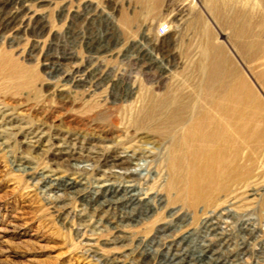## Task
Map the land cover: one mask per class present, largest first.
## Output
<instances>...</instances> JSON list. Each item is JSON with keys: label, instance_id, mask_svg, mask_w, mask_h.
<instances>
[{"label": "rangeland", "instance_id": "374dc122", "mask_svg": "<svg viewBox=\"0 0 264 264\" xmlns=\"http://www.w3.org/2000/svg\"><path fill=\"white\" fill-rule=\"evenodd\" d=\"M2 4L0 264H158V252L186 235L195 245L212 207L228 197L192 207L169 188V174L155 175L157 162L149 167L155 179L129 182V165L114 158L163 147L158 135L136 130L132 116L154 97L193 96L207 41L224 51L218 57L227 69L254 84L264 106V0ZM164 24L169 31L160 36ZM261 137L259 148L264 130ZM135 162L132 169L147 172L148 158ZM104 182L135 184L140 203L104 205L97 192ZM248 185L232 219L237 228L253 218L248 264H264V172Z\"/></svg>", "mask_w": 264, "mask_h": 264}, {"label": "bare ground", "instance_id": "6f19581e", "mask_svg": "<svg viewBox=\"0 0 264 264\" xmlns=\"http://www.w3.org/2000/svg\"><path fill=\"white\" fill-rule=\"evenodd\" d=\"M5 1L0 0V4ZM236 32L240 35L239 29ZM253 34L251 28L246 27L242 36L252 38L255 44L257 39ZM212 43L207 41L202 47L196 68L200 80L192 89L193 96L169 93L147 99L132 116L131 125L136 130L158 135L164 142L163 147L158 152L147 147L132 151L124 158H114L117 164L129 165L125 170L129 182L155 179V175L166 178L169 174V188H177L178 198L192 207L213 205L215 194L224 193L228 197L213 207L228 205L216 213V208L212 207V216L203 222L194 238L192 236L194 243L198 240L195 245L186 235L165 251L158 252V264H248L251 240L257 236L251 216L241 220L239 226L236 223L237 228H234L232 213L237 193L264 172L261 159L264 145L258 147L264 130L259 122L264 106L255 96L254 84L244 79L238 70L227 69L218 57L224 51ZM243 45L244 48L249 46ZM143 157L149 159L146 173L132 169L135 161ZM151 162H157L160 173H149ZM137 188L135 184L115 186L104 182L97 185V192L103 193L104 205L126 204L131 208L141 200ZM223 223L225 226L221 225Z\"/></svg>", "mask_w": 264, "mask_h": 264}, {"label": "built area", "instance_id": "2783aa9c", "mask_svg": "<svg viewBox=\"0 0 264 264\" xmlns=\"http://www.w3.org/2000/svg\"><path fill=\"white\" fill-rule=\"evenodd\" d=\"M169 31L168 25L164 24L159 27V35L160 36H165Z\"/></svg>", "mask_w": 264, "mask_h": 264}]
</instances>
